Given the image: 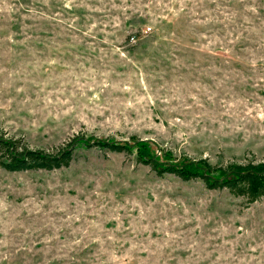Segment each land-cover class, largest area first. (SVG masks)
<instances>
[{
	"label": "rangeland",
	"instance_id": "1",
	"mask_svg": "<svg viewBox=\"0 0 264 264\" xmlns=\"http://www.w3.org/2000/svg\"><path fill=\"white\" fill-rule=\"evenodd\" d=\"M2 133L141 146L0 167V264H264V197L138 159L264 160V0H0Z\"/></svg>",
	"mask_w": 264,
	"mask_h": 264
},
{
	"label": "trees",
	"instance_id": "2",
	"mask_svg": "<svg viewBox=\"0 0 264 264\" xmlns=\"http://www.w3.org/2000/svg\"><path fill=\"white\" fill-rule=\"evenodd\" d=\"M146 20L130 22L140 29ZM151 31V27H148ZM146 29V31H147ZM139 32L130 36L138 37ZM141 146V144L139 143ZM121 141L88 138L75 135L64 144L51 148L32 147L23 137L0 134V167L7 171L54 170L67 167L76 157L79 147H101L110 151H130L139 146ZM140 147L139 149H141ZM142 153V152H141ZM138 159L148 164L159 174L171 173L182 180L200 179L209 189H227L235 196L245 197L249 203L264 197V160L213 164L207 159L191 160L181 164L168 163L163 168L156 158L139 155Z\"/></svg>",
	"mask_w": 264,
	"mask_h": 264
},
{
	"label": "built area",
	"instance_id": "3",
	"mask_svg": "<svg viewBox=\"0 0 264 264\" xmlns=\"http://www.w3.org/2000/svg\"><path fill=\"white\" fill-rule=\"evenodd\" d=\"M135 39H136V37H135V36H133V37L131 38V41H133V42H134V41H136Z\"/></svg>",
	"mask_w": 264,
	"mask_h": 264
}]
</instances>
